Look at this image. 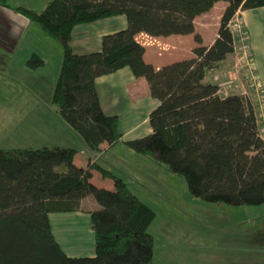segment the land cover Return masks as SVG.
Wrapping results in <instances>:
<instances>
[{
  "label": "trees",
  "instance_id": "16d2710c",
  "mask_svg": "<svg viewBox=\"0 0 264 264\" xmlns=\"http://www.w3.org/2000/svg\"><path fill=\"white\" fill-rule=\"evenodd\" d=\"M220 0H48L38 11L13 7L61 41L63 59L53 102L88 148L101 152L123 136L118 115L107 114L96 79L129 67L148 81L159 104L151 111L152 132L126 145L185 177L191 193L208 202L264 204V139L255 108L240 94L222 96L208 75L232 54L228 26L239 9L264 6V0H223L218 36L211 46L195 34L197 16ZM124 15L128 26L104 35L100 51L77 54L71 41L76 25ZM151 36L195 34L194 56L159 68L144 58L139 33ZM33 53L30 68L43 66ZM258 103V102H257ZM77 150L59 145L0 148V264H153L154 238L149 228L156 212L128 184L98 163H75ZM114 180V189L91 181L92 170ZM92 196L100 208L90 211L95 255L69 256L57 241L50 220L54 212L82 210Z\"/></svg>",
  "mask_w": 264,
  "mask_h": 264
},
{
  "label": "rangeland",
  "instance_id": "374dc122",
  "mask_svg": "<svg viewBox=\"0 0 264 264\" xmlns=\"http://www.w3.org/2000/svg\"><path fill=\"white\" fill-rule=\"evenodd\" d=\"M47 2L9 0L13 7L25 6L38 11L44 9ZM12 11L17 12L0 6V148L53 144L72 147L77 150L79 165L86 166L92 156L100 166L121 177L156 212L149 228L154 238V264H167L168 258L174 260L173 264H185L186 248L187 251L190 248L206 251L207 247L210 254L222 257L229 251L239 252L241 256L255 251L264 254V234L259 240L252 239V226L264 221V204L235 206L198 198L189 190L184 176L171 172L125 143L102 153L90 150L53 102L63 59L61 41L30 20L29 26H25L19 20L26 17L18 16L17 21ZM33 53L41 55L45 61L37 69L27 65ZM224 67L225 72L212 71L209 78L220 83L232 73L237 83L245 77L243 53L239 48L229 56ZM218 74L220 76L215 78ZM235 86L234 82L233 92ZM136 125L127 133L128 138L145 136L150 123L141 121ZM93 174L95 183L112 184L114 189L111 177L103 176L98 168ZM93 201L99 209V203L94 198ZM72 243L77 245L78 240Z\"/></svg>",
  "mask_w": 264,
  "mask_h": 264
},
{
  "label": "crops",
  "instance_id": "0c3cea01",
  "mask_svg": "<svg viewBox=\"0 0 264 264\" xmlns=\"http://www.w3.org/2000/svg\"><path fill=\"white\" fill-rule=\"evenodd\" d=\"M227 6V1L220 0L215 3L210 11L196 17V32L201 35L205 46H211L217 38L221 17ZM12 12L15 13L16 20L19 19L18 16L25 18L24 15L18 12ZM238 12L247 30V43L250 47L255 72L264 90V6L254 9H239ZM19 21L23 22L25 26H29L27 18ZM127 26L128 20L124 15L107 17L91 23L78 24L75 26L72 33V48L77 54L100 51L104 35L125 29ZM137 40L145 47V60L152 63L157 68L192 57V50L196 45L194 34L151 36L142 32L137 35ZM230 55L231 54L227 56L217 70L225 72V62ZM211 73L212 72L209 73L208 79L216 82L209 78ZM219 76V74L215 75V78ZM229 77L231 79H225L220 83L216 82L220 86V95H242L245 88L249 92L252 102L257 105L256 110L259 111L256 92L254 88L250 87L247 79L244 77L240 82L236 83V81L232 79V73ZM234 82L236 84V90L233 92L231 88H233ZM96 85L104 111L109 115H118L120 118V127L123 136L119 143H125L127 140L134 139L128 138L127 133L137 126V122H149L151 111L159 104V101L152 97L146 78L136 77L129 67H123L114 73L98 77L96 79ZM151 132L152 128L149 125L146 127L145 134L147 135ZM119 143L113 147H107V145L104 144L103 150L99 153L111 150L119 145ZM94 162L97 163V161L90 156L87 165L83 167H87L90 163ZM75 163L79 165L76 162V157ZM93 176L92 170L91 181L97 186L113 189L112 184L101 185L95 183ZM81 206L82 210L79 211L54 212L50 214L54 235L63 250L69 256L95 255L94 232L90 223V211L98 209V204L93 201L91 196H86L81 200ZM254 226H252V239L259 240L262 234H264V221ZM72 240H78V244L72 243ZM205 250L206 251L190 248L187 251L186 248L185 264H218V262H225L224 264H264V254L256 251L254 254L250 253L243 256H241L239 252L235 253L232 251V253H230L229 251L224 253L227 255L226 257H222L210 254L207 247H205ZM154 257L155 255L153 254V264ZM168 259L167 264H173L174 260L172 258Z\"/></svg>",
  "mask_w": 264,
  "mask_h": 264
},
{
  "label": "built area",
  "instance_id": "2783aa9c",
  "mask_svg": "<svg viewBox=\"0 0 264 264\" xmlns=\"http://www.w3.org/2000/svg\"><path fill=\"white\" fill-rule=\"evenodd\" d=\"M238 13L239 12L237 11L228 24L235 40L234 41L235 50L233 53L236 52L237 48H239L240 51L243 53L244 67L246 68L245 78L247 79L250 87L254 88L257 95V102L260 110L259 111L256 110L254 103L253 106L255 108L258 131L260 136L264 139V90L261 86V83L255 72V68L252 62L250 47L247 43V39H248L247 30L244 26L242 17ZM242 96L247 101H250L252 103L249 92L246 89L243 91Z\"/></svg>",
  "mask_w": 264,
  "mask_h": 264
}]
</instances>
